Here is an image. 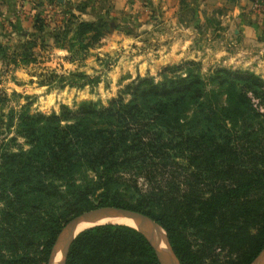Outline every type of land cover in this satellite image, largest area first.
Segmentation results:
<instances>
[{
	"label": "trees",
	"instance_id": "obj_1",
	"mask_svg": "<svg viewBox=\"0 0 264 264\" xmlns=\"http://www.w3.org/2000/svg\"><path fill=\"white\" fill-rule=\"evenodd\" d=\"M167 69L50 114L1 111L0 92V252L46 264L65 222L114 205L160 223L181 264H250L264 248V78L194 59ZM66 264L161 263L137 229L101 223L78 233Z\"/></svg>",
	"mask_w": 264,
	"mask_h": 264
},
{
	"label": "rangeland",
	"instance_id": "obj_2",
	"mask_svg": "<svg viewBox=\"0 0 264 264\" xmlns=\"http://www.w3.org/2000/svg\"><path fill=\"white\" fill-rule=\"evenodd\" d=\"M241 13L243 23L236 20ZM72 15L98 28L94 39L66 22ZM253 16L264 18L254 0H16V7L2 0L1 111L50 114L83 101L106 104L135 78L161 80L169 74L164 68L191 59L205 73L226 67L264 78V19L254 23ZM88 178L92 172L78 175L81 183ZM0 255V264H16V250Z\"/></svg>",
	"mask_w": 264,
	"mask_h": 264
},
{
	"label": "water",
	"instance_id": "obj_3",
	"mask_svg": "<svg viewBox=\"0 0 264 264\" xmlns=\"http://www.w3.org/2000/svg\"><path fill=\"white\" fill-rule=\"evenodd\" d=\"M111 217H126L131 219L134 225L128 223L123 224L137 229V231L148 240L150 245L154 248L161 264H181L173 249L174 247L170 244L167 234L160 223L149 215L137 212V210L125 207H114V205H102L98 208L84 210L76 214V216L71 218L68 222H65L64 226L61 227L56 235L47 264H66L70 246L78 233L89 226L92 227L100 225L101 223H113V221L100 222L101 219ZM83 222H89L91 225L78 229V226ZM113 224L122 223L115 222ZM58 253H60V255L58 259L55 260ZM250 264H264V248L253 258Z\"/></svg>",
	"mask_w": 264,
	"mask_h": 264
},
{
	"label": "crops",
	"instance_id": "obj_4",
	"mask_svg": "<svg viewBox=\"0 0 264 264\" xmlns=\"http://www.w3.org/2000/svg\"><path fill=\"white\" fill-rule=\"evenodd\" d=\"M0 1H2V0H0ZM227 2V0H222V3L223 4H225ZM10 4H12L14 7H16V0H10ZM233 8H235V9H237V6H233ZM13 10V9H12ZM245 10V9H244ZM264 10V9H263ZM7 14V13H6ZM13 15V14H12ZM242 15H243V13H241L240 15H238L237 16V18H236V20H237V22H241V23H243L246 19H243V17H242ZM260 15V14H259ZM262 16V15H261ZM260 16V17H261ZM227 17H229V16H227ZM229 18H231V17H229ZM252 18V17H251ZM259 18H256L255 16H253V18H252V20L251 21H253L254 23L256 22V23H259L260 21L261 22H263V19L264 18H260V21L258 20ZM232 20V19H231ZM233 21V20H232ZM260 22V23H261ZM246 27V26H245ZM254 28V27H253ZM250 31V33L248 34V32ZM242 32H244L243 33V35L245 36L246 34H247V36H251V35H254V37H255V33H253L252 32V30H250V29H248V28H244L243 30H242ZM253 33V34H252Z\"/></svg>",
	"mask_w": 264,
	"mask_h": 264
},
{
	"label": "bare ground",
	"instance_id": "obj_5",
	"mask_svg": "<svg viewBox=\"0 0 264 264\" xmlns=\"http://www.w3.org/2000/svg\"><path fill=\"white\" fill-rule=\"evenodd\" d=\"M103 221H113V223H115V222L116 223H122V224L123 223H128V224L134 225L133 221L131 219H129V218H126V217H123V218H113V217H111V218H104V219L100 220V222H103ZM87 225H91V224H89V222H83V223H81L78 226V229L83 228V227H85ZM59 255H60V253L57 254L55 260L58 259Z\"/></svg>",
	"mask_w": 264,
	"mask_h": 264
},
{
	"label": "built area",
	"instance_id": "obj_6",
	"mask_svg": "<svg viewBox=\"0 0 264 264\" xmlns=\"http://www.w3.org/2000/svg\"><path fill=\"white\" fill-rule=\"evenodd\" d=\"M254 3L256 4V6L264 9V0H254Z\"/></svg>",
	"mask_w": 264,
	"mask_h": 264
}]
</instances>
